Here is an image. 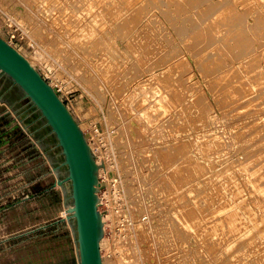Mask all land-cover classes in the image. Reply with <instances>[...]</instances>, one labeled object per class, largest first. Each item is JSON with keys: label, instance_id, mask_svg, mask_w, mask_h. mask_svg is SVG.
<instances>
[{"label": "rangeland", "instance_id": "374dc122", "mask_svg": "<svg viewBox=\"0 0 264 264\" xmlns=\"http://www.w3.org/2000/svg\"><path fill=\"white\" fill-rule=\"evenodd\" d=\"M191 3L0 0V37L54 88L98 166L104 264H264V0ZM4 108L0 264H79L57 139Z\"/></svg>", "mask_w": 264, "mask_h": 264}, {"label": "water", "instance_id": "95a60500", "mask_svg": "<svg viewBox=\"0 0 264 264\" xmlns=\"http://www.w3.org/2000/svg\"><path fill=\"white\" fill-rule=\"evenodd\" d=\"M0 72L7 75L37 108L61 148L68 173L57 184L71 183L73 204L67 212L72 213L69 218L76 222L79 264H104L101 254L103 220L97 195L98 166L82 129L54 88L26 57L1 37Z\"/></svg>", "mask_w": 264, "mask_h": 264}, {"label": "crops", "instance_id": "0c3cea01", "mask_svg": "<svg viewBox=\"0 0 264 264\" xmlns=\"http://www.w3.org/2000/svg\"><path fill=\"white\" fill-rule=\"evenodd\" d=\"M0 104L4 105L7 109L13 110L16 114L18 115H24V116H31L33 117L32 120H30V123L28 124L30 128H32V132L36 133L39 131V129L42 131L45 129V123L43 122V118L41 117L40 114H37V108L34 107V105L31 103V101L27 98H25L24 93L22 90L13 84L12 80L5 74L0 72ZM6 108H4V111H6ZM8 112V110H7ZM6 112V113H7ZM3 113L0 116H2ZM9 117V116H8ZM10 121H11V116H10ZM8 121V123L10 122ZM14 126H12L13 128ZM14 129V128H13ZM0 133L5 134V140L9 139L8 134L12 133L10 130H2L0 128ZM11 134V135H12ZM35 135V134H34ZM38 135V134H36ZM37 142L43 141V137L37 138ZM11 159H14V156H10ZM21 203H15L13 205V208H16L17 206L19 207ZM67 206L66 208H68ZM65 208V209H66ZM63 213V212H62ZM58 217H62L61 213L59 214ZM67 219V218H65ZM63 221V219H60ZM60 220H57L56 223L61 222ZM68 220V219H67ZM53 224V223H52ZM51 225V224H50ZM34 225L29 226L27 228L26 232L19 234L18 236H25L29 235L30 233L34 232L36 229L33 227ZM47 225H43L37 229L40 228H45ZM0 247H1V239H0Z\"/></svg>", "mask_w": 264, "mask_h": 264}, {"label": "bare ground", "instance_id": "6f19581e", "mask_svg": "<svg viewBox=\"0 0 264 264\" xmlns=\"http://www.w3.org/2000/svg\"><path fill=\"white\" fill-rule=\"evenodd\" d=\"M185 1H190V3H191V1H192V2L195 3L197 0H185ZM201 1H202V0H201ZM226 1L229 2L230 0H225V2H226ZM103 2H104V1H103ZM205 2H206V1H205ZM205 2H204V3H205ZM222 2H223V1H222ZM222 2H221V3H222ZM109 3H110V2H109ZM167 3H168V2H167ZM167 3H166V4H167ZM169 3H170V2H169ZM171 3H172V2H171ZM173 3H174V2H173ZM188 3H189V2H188ZM206 3H207V2H206ZM166 4H165V5H166ZM191 4H193V3H191ZM195 4H196V3H195ZM198 4H199V3H197V5H192V6H196V7H197ZM201 4H202V3H201ZM225 4H226V3H225ZM225 4H224V5H225ZM244 4H245V3H244ZM28 5H29V4H28ZM110 5H111V4H110ZM171 5H172V4H171ZM171 5H170V6H171ZM174 5H175V4H174ZM177 5H178V2H177ZM187 5H188V4H187ZM210 5H211V4H210ZM217 5H218V3H217L216 5H214V6L212 5V8L215 7V6H217ZM220 5H221V4H219V6H220ZM230 5H231V4H230ZM239 5H240V4H239ZM190 6H191V5H189V7H190ZM199 6H200V4H199ZM206 6H207V5H206ZM222 6H223V5H222ZM222 6H221V7H222ZM28 7H29V6H28ZM168 7H169V6H168ZM174 7H175V6H174ZM209 7H210V6H209ZM209 7H208V8H209ZM226 7H227V6H226ZM229 7H230V6H229ZM30 8H31V7H30ZM30 8H28V10H29ZM88 8H89V7H88ZM169 8H170V7H169ZM178 8H181V7L179 6ZM212 8H210V9H212ZM174 9H175V8H174ZM181 9H182V8H181ZM201 9H202V7H201ZM210 9H209V10H210ZM175 10H176V9H175ZM214 10H215V9H214ZM218 10L220 11V8H218ZM203 11L205 12V9H204ZM203 11H201V13H202ZM210 11H211V10H210ZM233 11H234V10H233ZM245 11H246V10H245ZM29 12H32V11H29ZM33 12H34V11H33ZM164 12H165V11H164ZM178 12H179V11H178ZM208 12H209V11H207V13H208ZM234 12H235V11H234ZM35 13H36V12H35ZM169 13H170V11L168 12V14H169ZM183 13H184V10H183ZM201 13H200V14H201ZM205 13H206V12H205ZM205 13L203 14V16L205 15ZM214 13H215V11L213 12V14H214ZM237 13H238V12H237ZM246 13H248V12H246ZM256 13H257V12H256ZM258 13H259V12H258ZM31 14H32V13H31ZM36 14H38V13H36ZM36 14H35V15H36ZM191 14H192V13H191ZM208 14H209V13H208ZM234 14H235V13H234ZM243 14H244V13H243ZM29 15H30V14H29ZM196 15H197V14H196ZM198 15H199V14H198ZM198 15H197V16H198ZM210 15H211V18H212L213 15H212V14H210ZM210 15H209V16H210ZM214 15H216V14H214ZM230 15H231V14H230ZM249 15H250V14H249ZM257 15L259 16V14H256V16H257ZM32 16H33V15H32ZM32 16H31V17H32ZM40 16H41V15H40ZM128 16H129V15H128ZM184 16H185V14H184ZM190 16H191V15H190ZM203 16H202V18H200V19H203ZM241 16H242V15H241ZM243 16H246V15H243ZM193 17H195V15H194ZM199 17H200V16H199ZM204 17L206 18V15H205ZM232 17H233V16L231 15V18H232ZM236 17H237V16H236ZM236 17H235V18H236ZM247 17H248V16H247ZM32 18H33V17H32ZM37 18H38V17H37ZM37 18L35 17V18H33V19H36V20H37ZM39 18H40V17H39ZM91 18H92V17H91ZM95 18H96V16H95ZM177 18H178V17H177ZM227 18H228V17H227ZM250 18H251V17H249V19H250ZM255 18H256V17H255ZM40 19H41V18H40ZM109 19H110V18H109ZM109 19H108V22H110ZM174 19H175V18H174ZM183 19H184V18H183ZM187 19H188V18H187ZM208 19H209V18H208ZM212 19H213V18H212ZM212 19H211V20H212ZM220 19H221V18H220ZM238 19H239V18H238ZM246 19H247V18H246ZM114 20H115V19H114ZM184 20H185V19H184ZM191 20H192V19H191ZM205 20H206V19H205ZM244 20H245V19H244ZM252 20H253V19H252ZM34 21H35V20H34ZM40 21H41V20H40ZM40 21H39V22H40ZM122 21H123V20H122ZM128 21H129V20H128ZM175 21H178V20H175ZM180 21H181V19H180ZM182 21H183V20H182ZM182 21H181V23H182ZM186 21H187V20H186ZM186 21H184V22H186ZM198 21H200V20L198 19ZM224 21H225V20H224ZM238 21H239V20H238ZM262 21H263V20H262ZM184 22H183V23H184ZM209 22H210V21H209ZM219 22H220V21H219ZM241 22H243V21H241ZM259 22H261V20H260ZM35 23H36V22H35ZM181 23H180V24H181ZM210 23H211V22H210ZM215 23H216V22H215ZM217 23H218V22H217ZM230 23H231V22H230ZM230 23H229V24H230ZM235 23H236V22H235ZM237 23L239 24L240 21L237 22ZM37 24H38V21H37ZM87 24H88V23H87ZM126 24H127V23H126ZM184 24H185V23H184ZM224 24H225V23H224ZM224 24H222V25H224ZM233 24H234V22H233ZM253 24H254V23H253ZM256 24H258V23H256ZM39 25H40V27H41L42 23L39 24ZM121 25H122V24H121ZM121 25H120V26H121ZM191 25H192V24H190V26H191ZM214 25H215V24H214ZM234 25H235V24H234ZM245 25H246V21H245ZM261 25H262V23H261ZM86 26H87V25H85V27H86ZM92 26H93V25H92ZM125 26H126V25H125ZM181 26H182V24H181ZM181 26H180V28H181ZM183 26H184V25H183ZM219 26H221V25H219ZM250 26H251V24H250ZM258 26H259V25H258ZM42 27H46V26L43 25ZM76 27H77V25H76ZM83 27H84V26H83ZM121 27H122V26H121ZM188 27H189V26H188ZM212 27H213V26H212ZM238 27H240V26H237V27H235V28L239 29ZM242 27H243V26H242ZM242 27H241V28H242ZM246 27H247V26H246ZM86 28H87V27H86ZM93 28H94V27H93ZM174 28H175V27H174ZM182 28H183V27H182ZM214 28H215V27H214ZM229 28H230V27H229ZM231 28H232V26H231ZM233 28H234V27H233ZM241 28H240V29H241ZM72 29H73V28H72ZM74 29H75V28H74ZM80 29H81V27H80ZM123 29H124V28H123ZM189 29L191 30L192 28H191V27H190V28H187V29L185 28V30H189ZM194 29H195V28H194ZM208 29H209V28H208ZM240 29H239V30H240ZM247 29H248V28H247ZM247 29H246V32L248 31ZM251 29H252V27H251ZM254 29H255V28H254ZM257 29H258V27H257ZM260 29H261V28H260ZM95 30H96V29H95ZM183 30H184V29H183ZM185 30H184V31H185ZM196 30H198L197 27H196ZM203 30H204V29H203ZM209 30H210V29H209ZM212 30H213V29H212ZM230 30H231V29H230ZM241 30H242V29H241ZM244 30H245V29H244ZM106 31H107V30H106ZM174 31H175V30H174ZM178 31H179V33H180V30H178ZM184 31H183V32H184ZM249 31H250V28H249ZM254 31H256V30H254ZM78 32H79V31H78ZM95 32H96V31H95ZM108 32H109V31H108ZM190 32H192V31H190ZM196 32H197V31H196ZM76 33H77V32H76ZM177 33H178V32H177ZM186 33H187V32H186ZM201 33H203V32H201ZM249 33H250V32H249ZM251 33H253V31H252ZM251 33H250V34H251ZM104 34H105V33H104ZM181 34H182V32H181ZM187 34H189V33H187ZM190 34H191V33H190ZM257 34H258V33H257ZM177 35H178V34H177ZM182 35H183V34H182ZM233 35H234V34H233ZM72 36H73V35H72ZM91 36H92V34H91ZM93 36H94V35H93ZM103 36H105V35H103ZM103 36H102V37H103ZM180 36H181V35H180ZM194 36H195V35H194ZM202 36H203V35H202ZM202 36H201V37H202ZM211 36H212V35H210L209 37H211ZM236 36H237V39H236V38L234 39V40H236V41H235V44H234V47H235L236 49H239V48H241L242 46H244L246 43H248V38H246L248 35L245 34L243 31L239 32ZM257 36H258V35H257ZM198 37H199V36H198ZM203 37H204V36H203ZM207 37H208V36H207ZM215 37H216V36L214 35V38H215ZM230 37H231V36H230ZM94 38H95V37H94ZM99 38L101 39V37H99ZM217 38H218V37H217ZM232 38H234V36H233ZM249 38H250V37H249ZM100 39H99V40H100ZM251 39H252V38H251ZM251 39H250V41H251ZM255 39H256L255 41L258 40V38H255ZM90 40H91V39H90ZM205 40H206V39H205ZM225 40H226V39H225ZM232 40H233V39H232ZM232 40H231V41H232ZM83 41H84V40H83ZM97 41H98V40H97ZM211 41H212V40H211ZM227 41H228V40H227ZM227 41H226V42H227ZM252 41H253V40H252ZM95 42H96V41H95ZM198 42H199V41H198ZM201 42H202V41H200V43H201ZM203 42H204V40H203ZM220 42H221V41H220ZM220 42H219V43H220ZM84 43H85V41H84ZM228 44H229V42H228ZM253 44H254V43L252 42V45H253ZM77 45H78V43H77ZM98 45H99V44H97V46H98ZM101 45H102V44H101ZM189 45H190V44H189ZM220 45H222V44H220ZM94 46H95V44H94ZM99 46H100V45H99ZM227 46H229V45H227ZM227 46H226V47H227ZM245 46L247 47V45H245ZM248 46H251V45H248ZM95 47H96V46H95ZM190 47H191V46H190ZM219 47H220V46H219ZM224 47H225V46H223L222 48L224 49ZM234 47H233V48H234ZM246 47H245V48H246ZM91 48H92V46H91ZM101 48H102V47H101ZM169 48H170V47H169ZM227 48H229V47H227ZM231 48H232V47H231ZM170 49H171V48H170ZM176 49H177V48H176ZM249 49H250V48H249ZM217 50L219 51L220 49H217ZM225 50L227 51L226 48H225ZM247 50H248V48H247ZM251 50H252V49H251ZM171 51H172V50H171ZM222 51H223V50H222ZM232 51H233V50H232ZM240 51H241V50H240ZM243 51H244V50H243ZM252 51H254V50H252ZM220 52H221V51H220ZM228 52H229V51H228ZM228 52H227V53H228ZM234 52H235V49H234ZM237 52H238V51H237ZM175 53H177V52H175ZM175 53H174V54H175ZM216 53H217V52H216ZM245 53H246V52H245ZM247 53H248V51H247ZM247 53H246V54H247ZM249 53H252V52H249ZM222 54H223V52H222ZM222 54H221V55H222ZM231 54H232V53H231ZM231 54H230V55H231ZM233 54H234V53H233ZM236 54H237V53H236ZM236 54H235V55H236ZM253 54H254V53H253ZM227 55H228V54H227ZM111 56H112V55H111ZM215 56H216V55H215ZM223 56H224V55H223ZM223 56H222V57H223ZM232 56H233V55H232ZM237 56H238V55H237ZM242 56H244V55L242 54ZM112 57H114V56H112ZM114 58H115V57H114ZM224 58H225V57H224ZM228 58H229V56H228ZM234 58H235V56H234ZM239 58H242V57H239ZM244 58H247V57L245 56ZM249 58H250V56H249ZM258 58H259V57H258ZM221 59H222V58H221ZM221 59H219V60H221ZM231 59H232V57H231ZM235 59H236V58H235ZM252 59H254V58L252 57ZM215 60H216V59H215ZM100 61H101V60H100ZM105 61H106V60H105ZM110 61H111V60H110ZM237 61H238V60H237ZM248 61H250V60H248ZM248 61H246V62H248ZM257 61H258V60H257ZM257 61H256V62H257ZM259 61H260V60H259ZM29 62H30V61H29ZM222 62H223V60L221 61V63H222ZM233 62H234V61H233ZM250 62H251V61H250ZM221 63H220V65H221ZM110 64H111V63H110ZM115 64H116V63H115ZM115 64H114V65H115ZM243 64H244V63H243ZM254 64H255V63H254ZM111 65H112V64H111ZM215 65H216V64H215ZM220 65H219V66H220ZM251 65H253V64H251ZM104 66H105V65H104ZM112 66H113V65H112ZM219 66H218V67H219ZM221 66H222V65H221ZM224 66H225V65H224ZM224 66H223V67H224ZM229 66H230V64L228 65V67H229ZM241 66H242V64H241ZM245 66H246V65H245ZM254 66H255V65H254ZM243 67H244V65H243ZM249 67H250V66H249ZM109 68H110V67H109ZM214 68H215V67H214ZM219 68H220V67H219ZM224 68H225V67H224ZM232 68H233V67H232ZM250 68H251V67H250ZM106 69H107V68H106ZM245 69H246V68H245ZM110 70H111V69H110ZM215 70H218V68H217V69L215 68ZM220 70H221V69H220ZM226 71H227V70H226ZM228 71H229V70H228ZM228 71H227V72H228ZM240 71H241V70H240ZM106 73H107V72H106ZM223 73H224V71H223ZM226 75H227V74H226ZM238 90H239V89H238ZM79 126H80V125H79ZM80 128H81V127H80ZM241 146H244V145H241ZM245 147H246V146H245ZM238 148H239V147H238ZM248 148H249V147L247 146V149H248ZM244 149H245V148H244ZM244 149H243V150H244ZM243 150H242V151H243ZM242 151H241V152H242ZM245 151H246V150H245ZM239 152H240V151H239ZM248 152H249V151H248ZM248 152H247V153H248ZM242 153H243V152H242ZM250 154H251V153H250ZM244 156H245V155H244ZM170 157H171V156H170ZM170 157L168 156V157H164V158L167 159V162H170V161H171V158H170ZM249 157H250V156H249ZM249 157H248V158H249ZM187 158H188V157H187ZM244 158H245V157H244ZM251 158H252V155H251ZM242 160H243V159H242ZM246 160H247V159H246ZM183 161H184V160H183ZM248 162H249V160H248ZM245 163H246V162H245ZM245 163H244L243 165H245ZM235 166H236V165H235ZM238 166H239V165H238ZM241 166H242V165H241ZM190 167H191V166H190ZM193 167H194V166H193ZM235 169H236V167H235ZM237 169H238V168H237ZM246 170H248V169H246ZM176 171H177V170H176ZM178 172H179V171H178ZM186 173H187V172H186ZM189 177H190V176H189ZM70 207H71V206H69L68 208H66V209L63 210V213H62V214H63V217H64V218L70 219L69 216H71L72 213L67 212V210H68ZM236 214H237V212H235V213H233V214H229V215L227 216V220H228V223H229V228H231V229H233L234 227H236V222H235L236 219L233 217V216L236 215ZM187 215L190 216L191 214L187 213ZM184 225H185V224H184ZM177 234H178V233H177ZM216 234H217V233H216ZM179 235H181V234L179 233ZM181 236H182V235H181ZM215 236H216V235H215ZM177 237H178V236H177Z\"/></svg>", "mask_w": 264, "mask_h": 264}]
</instances>
